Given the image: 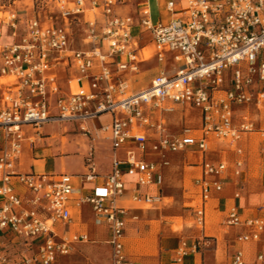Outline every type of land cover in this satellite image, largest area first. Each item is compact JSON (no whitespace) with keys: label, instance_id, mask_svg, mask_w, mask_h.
<instances>
[{"label":"built area","instance_id":"built-area-1","mask_svg":"<svg viewBox=\"0 0 264 264\" xmlns=\"http://www.w3.org/2000/svg\"><path fill=\"white\" fill-rule=\"evenodd\" d=\"M156 3L162 19L155 24L148 0H31L25 18L12 11L6 21L0 19L11 39L0 44V264H54L69 255L74 244L89 241L85 233L59 237L54 229L57 223L72 221L73 176L16 171L23 143H34L43 126L83 125L102 115L111 117L95 131L106 134L110 142V172L98 182L90 152L85 158L87 173L79 176L81 182L93 184L79 203L90 205L95 224L109 231V264H129L124 251L127 210L118 205L127 191L125 176L133 181L131 203L158 205L162 196L142 188L162 187L167 154L192 148L204 154L211 137L234 143L240 133L252 131L245 118L235 125L234 108L253 105L259 110L264 103V0ZM83 25L88 50L73 46L72 28ZM144 35L149 36L157 62L169 60L172 68L159 71L144 89L132 91L123 74L137 73L139 63L151 58L141 46ZM62 68L76 71L66 88L59 81ZM175 104L199 111L198 135L187 128L179 136L171 135L164 119L154 118L156 111L173 112ZM25 128L32 130L30 137ZM236 152L241 154L240 149ZM233 165L237 177L243 162L239 158ZM229 169L226 161L203 160L195 180L200 224L211 192L222 190ZM13 181L28 198L16 192ZM222 225L245 229L235 238L230 264H264V247L253 261H246L242 250L262 241L264 218H242L231 206ZM10 240L22 241L30 255L12 260L5 245ZM187 249L183 243L176 264Z\"/></svg>","mask_w":264,"mask_h":264},{"label":"rangeland","instance_id":"rangeland-1","mask_svg":"<svg viewBox=\"0 0 264 264\" xmlns=\"http://www.w3.org/2000/svg\"><path fill=\"white\" fill-rule=\"evenodd\" d=\"M13 0H0V19L7 20L9 14L12 11L19 13L22 17H26L30 14L29 7L31 6V0L26 1L25 5L12 4ZM31 8V7H30ZM150 18L152 23H157L162 19L159 12L156 0H149ZM42 18V13L40 14ZM43 20V18H42ZM86 26H79L72 28L73 34V46L80 50H88L91 48L85 41ZM0 44L6 45L11 42L9 31L7 27L1 25L0 27ZM136 30L133 34L136 35ZM148 35H144L142 40L145 45H148ZM151 49L148 47L146 51ZM152 50V49H151ZM148 55L152 53L148 52ZM148 56V57H149ZM147 57V58H148ZM154 59H151L148 64L141 65L139 72L135 78L139 85L147 86L152 79L156 68ZM61 81L63 85L66 83L67 76ZM7 80H1L5 83ZM234 121L238 126L242 123V119L245 118L250 124H252V131L240 134V139L236 143H231L228 140H219L211 137L210 149L213 150L208 154L209 159L212 161H219L224 159L228 165L234 164L237 158L236 149H241L242 153L238 158L243 162V174L241 177H233L232 181H238V188L242 189L246 185V178L249 180H256L255 182L263 187L264 192V160L261 153V146L264 135V103L260 109L256 107L240 106L234 108ZM110 120L107 117H99L92 122L94 128H100L108 124ZM166 122L169 126V130L172 134L177 135L182 133L183 129L187 128L191 130L192 134L198 135L200 128V115L199 111L192 107L186 106L184 109L179 108L174 113L166 116ZM60 126H53L52 128H46L45 131L48 134L60 133ZM82 128H86L85 125ZM107 141L98 142V149L101 153L103 167L102 172L107 170V161L105 160L107 155ZM199 153L196 150H188L185 152H179L168 155L170 165L167 167L165 174V182L162 186L161 192L163 195V201L158 205V209L150 210H129V223L128 232L125 239L127 247V254H156L162 248L166 249L165 238L167 233L180 232L184 228H191L196 225L199 230H205L212 236L218 237L219 235L225 236L227 246L233 243L234 235L231 228L226 229L222 225L221 215L218 214L217 209L207 208L205 218L203 222H198L196 210L200 205V197L198 189L195 187V179L199 177V169L192 168L198 164ZM249 165V166H248ZM97 168V167H96ZM243 185V186H242ZM248 185V184H247ZM125 206L128 208L136 207V204L127 202ZM82 208L88 209L89 206H83ZM87 212V210H85ZM85 212V213H86ZM137 217L135 220L132 217ZM131 217V218H130ZM76 217V223L79 228H85L88 231L90 241L88 243H76L74 244L73 251L64 257H60L54 264H90V260L93 258H105L109 254V249L105 244L106 238H101L104 233L100 227L94 226L92 223V216L89 213L82 214L81 218ZM205 223V224H204ZM94 229V230H93ZM97 233L99 236H96ZM131 235V237H128ZM210 235V236H211ZM220 241L222 238H219ZM204 241L211 242L209 248L215 246L216 238L209 237L204 238ZM8 255L12 260L18 261L22 255H30L25 252L22 241L18 243L5 242ZM204 247L197 248L198 251ZM36 248H33V252ZM138 252V253H137ZM108 258V257H107Z\"/></svg>","mask_w":264,"mask_h":264},{"label":"crops","instance_id":"crops-1","mask_svg":"<svg viewBox=\"0 0 264 264\" xmlns=\"http://www.w3.org/2000/svg\"><path fill=\"white\" fill-rule=\"evenodd\" d=\"M26 1L28 0H13L12 4L16 5L18 3L20 5H25L24 3ZM28 7L30 9L31 6ZM141 46L144 47L145 49L144 53L146 55L145 57L147 58L148 52L152 53V50L149 49L148 51H146V49L148 47L151 48V45L148 43V45L146 46L144 41L142 40ZM150 56L151 58L148 61L139 63L138 72H139V67L141 65L148 64L151 59H154L155 68H156L153 77L161 70H170L172 68V63L169 60H167L164 63H158L155 57H153L152 55ZM138 72L135 74H126V73L123 74V78L128 81L132 91H139L146 87L139 85V81L137 82L135 76L136 74H138ZM75 75H76V71L72 68L60 69L59 70L60 83L61 81L64 80L63 78L67 76L65 85H63L62 83L61 85H63V87L66 88L67 81H69ZM185 107L186 106L175 104L173 105L174 108L173 112L160 114L159 112L156 111L154 113V118H157L159 116L162 117L166 124L168 133L174 135L169 130V126L166 122V116L174 113L179 108L184 109ZM99 117H107L108 120H110L111 122V117L108 115H102ZM93 121L94 120L84 124L86 127V129L84 130H87L88 133L83 131L82 125H80L79 123H52L43 126L40 129L39 134L35 136L34 143L30 144L27 140H25V142L23 143L22 155L20 162L16 168V171L17 173H21V174H53V175L68 174L73 176L74 194L72 196V201L70 203V209L72 212V221L70 224H66V225L57 223L54 228L55 232L59 237H70L77 233H85L87 234L88 239L90 241L87 229L79 228V226L76 223V217L79 218V222H80L81 220L80 218L82 214L83 213L86 214L90 212L92 216L93 227L94 226L100 227L102 232L104 233L102 237L95 232L94 234L101 238H106L105 244L109 249V254H107V256L105 258H102L101 260L100 258L95 257L92 260H90L89 263L109 264L110 246L107 244L109 239V231L105 225L95 224L94 215L90 205L79 203L80 199H83L85 196L90 194L93 187V184L81 182L79 180V176L87 173V166L85 162V158L87 157V155L90 152L93 155V163L95 166V170L99 175L97 180L98 182H102L103 177L106 176L111 170L112 150H111L110 142L105 139L107 136L106 134H103L101 132H97V134L95 133L96 129L99 128H94L92 126ZM55 125L61 127L60 133H52V134L46 133L45 131L46 128H52ZM25 131L27 133V137H30L32 134V130H30L29 128H25ZM245 133L246 132H242L240 134H245ZM179 135H181V133L174 136H179ZM263 135L264 133H262V136ZM102 140L107 141L106 142L107 155L105 158V160L107 161L106 172L101 171V168L103 167L104 164L102 162L103 160L101 157V153L97 148L99 146L98 142ZM210 142L211 141H209V151L207 153L201 154L196 148L190 149V150H196L199 153V157H198L199 162L196 166L192 167L195 169H199V177L201 175V165L203 160H208L214 164H218L219 162L225 161L224 159H221L219 161H212L211 159H209L208 154L213 151L210 149ZM261 153H262V146H261ZM168 155L170 154H167L166 157L170 165ZM238 155L239 154H237V158L235 160L239 159ZM117 156L118 158L122 157V150L117 151ZM152 158L157 159L156 156H153ZM263 160H264V156H263ZM228 166L230 167V169L227 171L226 178L222 181L223 184L222 190L220 192L212 191L209 201L205 204L204 218L208 207L210 209L216 208L218 214L221 215V219L223 222L228 212V209L231 206H235L238 208V212L242 218H264V210L261 209V207L264 205L263 187L260 186L258 182L256 183L255 182L256 180H249L246 178V185L244 186L242 185L243 186L242 189L238 188V181L230 182V180L231 179L233 180V177H235L236 179L242 176L243 170L241 169L243 166L241 167L240 174L237 177L233 175L234 165L229 164ZM167 167H164L161 170L164 177V182H165V174L167 171L166 170ZM1 178H2V173H0V181ZM124 180L126 181L127 191L125 192L124 196L118 201V205L127 210V214H126L127 227L124 236V251L129 264H176L175 259L183 243L186 244L188 249L186 250V254L183 257L182 262L180 264H230L234 256L235 249L237 248V245L235 244V238L238 234L245 231L244 228L231 227V229H233L232 233L234 235V239H233V243L229 246H227V242L225 241L224 235H219L218 237L212 236L211 234L207 233L205 230L197 229L195 225L191 228H184L182 229V231L175 232L173 234L167 233V235H165V238L168 240L167 242L165 241L166 249L163 250L162 248L156 254H146V253L142 254L140 253V251H138L139 253L137 252L138 254H127L125 239L127 237V232H128V223H129L128 216L130 214L129 210L144 211L150 209H158V205H160L162 202L152 207H145V206L142 207L137 205L136 207L127 208L125 204L127 202H130V190L134 186L132 185L133 182L132 179L129 178L128 176H125ZM13 184L17 193L21 194L25 198L29 197V195L25 193L24 190L14 181ZM161 189L162 187L160 189L154 187L142 188V192H148L153 195L159 193L162 196V201H163L164 197L162 195ZM86 205L90 207L89 212L88 209L82 208L83 206ZM85 210H87V212ZM136 218L137 217L134 216L132 217L133 220H135ZM128 237H131V235H128ZM209 237L216 238L215 246H213L211 249L209 248L211 242L204 241V238L208 239ZM219 238H222V240L220 241ZM195 244L197 245L198 249L201 248V246L204 248L201 249L200 251H198V249L196 251H193L191 246ZM263 247H264V234L262 236V241L260 243L247 244L242 247L244 259L246 261H253L257 253L263 250ZM23 256H28V255H22L21 257ZM60 257H64V256H60ZM60 257H58L57 260Z\"/></svg>","mask_w":264,"mask_h":264},{"label":"bare ground","instance_id":"bare-ground-1","mask_svg":"<svg viewBox=\"0 0 264 264\" xmlns=\"http://www.w3.org/2000/svg\"><path fill=\"white\" fill-rule=\"evenodd\" d=\"M145 56H146V55H145ZM147 56H149V55H147ZM83 125H84V124H83ZM83 125H82V126H83ZM83 129H86V128H83Z\"/></svg>","mask_w":264,"mask_h":264}]
</instances>
